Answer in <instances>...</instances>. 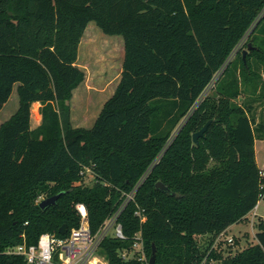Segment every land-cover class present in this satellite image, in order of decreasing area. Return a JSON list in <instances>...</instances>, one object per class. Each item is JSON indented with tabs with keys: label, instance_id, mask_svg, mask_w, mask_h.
I'll return each mask as SVG.
<instances>
[{
	"label": "trees",
	"instance_id": "obj_1",
	"mask_svg": "<svg viewBox=\"0 0 264 264\" xmlns=\"http://www.w3.org/2000/svg\"><path fill=\"white\" fill-rule=\"evenodd\" d=\"M91 21L123 36L125 55L94 124L73 127L70 101L85 79L79 47ZM246 34V59L238 51L228 62ZM16 84L19 107L0 125V264H28L6 252L24 239L78 227V203L97 231L138 183L119 216L125 238L101 244L108 263L148 264L155 246L157 264H199L262 199L255 142L264 139L256 117L264 106V0H0V111ZM35 102L42 123L32 128ZM88 168L92 185L83 184ZM59 193L40 207V198ZM260 227L256 243L211 257L264 264ZM138 232L145 259L137 251L124 258ZM202 236L210 237L205 247Z\"/></svg>",
	"mask_w": 264,
	"mask_h": 264
},
{
	"label": "rangeland",
	"instance_id": "obj_2",
	"mask_svg": "<svg viewBox=\"0 0 264 264\" xmlns=\"http://www.w3.org/2000/svg\"><path fill=\"white\" fill-rule=\"evenodd\" d=\"M247 40L248 34L239 42L236 49L230 55L228 62L236 57L238 51L241 52L247 48ZM123 58V36L106 34L95 21L89 22L80 43L77 60V65L85 72V79L73 91V97L70 101L71 124L73 127L88 128L93 125L105 101L116 89L122 72ZM218 74H216V77ZM214 84L215 79L208 86L205 93L211 91ZM237 101L242 102V98H238ZM18 104V93L14 89L10 99L0 111V124L15 113ZM33 112L36 113L37 109L34 108ZM256 117L257 120L264 119V106H257ZM255 146L259 165L264 167V139L256 140ZM94 181V177L88 171L83 179L84 184L92 185ZM42 199L40 198V201ZM261 223L264 226V198L247 215V218L227 228L225 236L235 237V243L229 245L226 241H222L220 249L224 250L225 255H234L250 244L256 243V234L260 231ZM209 239V236H202L198 241L201 246L205 247Z\"/></svg>",
	"mask_w": 264,
	"mask_h": 264
},
{
	"label": "built area",
	"instance_id": "obj_3",
	"mask_svg": "<svg viewBox=\"0 0 264 264\" xmlns=\"http://www.w3.org/2000/svg\"><path fill=\"white\" fill-rule=\"evenodd\" d=\"M88 171H90L89 168L82 171L84 177ZM91 174L94 177L92 172ZM260 174L264 177V167L261 168ZM137 186L130 192H124V199L120 207L105 220L97 231H93L90 227L86 205L78 203L76 209L81 217L78 227L71 229V231L68 230L62 236L44 232L40 235L37 243L28 244L24 239L22 243L8 248L6 252L24 257L28 264H109L105 255L100 252L101 244L106 237L125 238L123 226L119 222V216L125 206L130 201L135 200ZM261 198H264V193ZM136 214L141 216V221L146 220V216L141 215V211L138 210ZM225 232L217 236L208 254L199 264H220L219 260L211 257L212 250L220 251L222 241H226L229 245L235 243V237H226ZM44 237L48 238L49 243L45 244L43 242ZM23 238H25V235H23ZM136 251L140 254V259H145L141 232L136 234V242L133 245V249L131 251H122V256L129 258Z\"/></svg>",
	"mask_w": 264,
	"mask_h": 264
},
{
	"label": "water",
	"instance_id": "obj_4",
	"mask_svg": "<svg viewBox=\"0 0 264 264\" xmlns=\"http://www.w3.org/2000/svg\"><path fill=\"white\" fill-rule=\"evenodd\" d=\"M250 49H252V44L251 43L248 44L247 48L242 50V54H243L244 59H246L247 53L249 52ZM210 122L211 121L207 122L201 130H199V131H197V132H195L193 134L194 143L199 144V138L204 135V133L207 130ZM156 187L158 189H160V190L165 191V192L173 193L171 191V189L168 186H166L162 181H158L156 183ZM60 194L61 193L56 194V195H54L52 197L43 198L40 201V203H39L40 207L41 208H46L47 206H49L51 204H54L56 202V200L59 198ZM68 230H69L68 225L67 224H63L61 226V228L59 229V233L62 234V235H65L68 232ZM149 264H157V262H156V247L155 246L153 248V253H152L151 257H150Z\"/></svg>",
	"mask_w": 264,
	"mask_h": 264
},
{
	"label": "crops",
	"instance_id": "obj_5",
	"mask_svg": "<svg viewBox=\"0 0 264 264\" xmlns=\"http://www.w3.org/2000/svg\"><path fill=\"white\" fill-rule=\"evenodd\" d=\"M123 43H124V39H123ZM124 55H125V44H124ZM123 60H124V58H123ZM122 65H123V63H122ZM121 77V76H120ZM17 85L18 84H16L15 86H14V89H16V91H17ZM14 89H13V91H14ZM13 93V92H12ZM5 106V105H4ZM40 106H41V104L39 103V102H35V103H33V106H32V119H31V126H32V128H36V127H38L41 123H42V114L40 113ZM18 107H19V104H18ZM34 108H36L37 109V112L35 113V112H33V109ZM3 109V108H2ZM18 109V108H17ZM17 111V110H16ZM15 111V112H16ZM14 114V113H13ZM12 114V115H13ZM11 115V116H12ZM10 116V117H11ZM9 117V118H10ZM8 118V119H9ZM96 120V119H95ZM95 122V121H94ZM94 124V123H93ZM1 125V124H0ZM256 140H258V139H256ZM255 144H256V142H255ZM255 148H256V146H255ZM256 158H257V163H258V166L260 167V168H263V167H261L260 165H259V162H258V157H257V149H256Z\"/></svg>",
	"mask_w": 264,
	"mask_h": 264
},
{
	"label": "clouds",
	"instance_id": "obj_6",
	"mask_svg": "<svg viewBox=\"0 0 264 264\" xmlns=\"http://www.w3.org/2000/svg\"><path fill=\"white\" fill-rule=\"evenodd\" d=\"M43 242H44L45 244L49 243L48 238H47V237H44Z\"/></svg>",
	"mask_w": 264,
	"mask_h": 264
}]
</instances>
